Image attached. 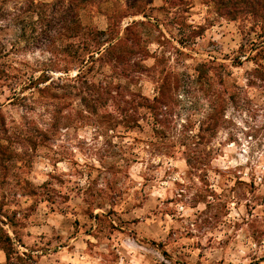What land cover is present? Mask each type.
I'll use <instances>...</instances> for the list:
<instances>
[{
    "label": "rangeland",
    "instance_id": "rangeland-1",
    "mask_svg": "<svg viewBox=\"0 0 264 264\" xmlns=\"http://www.w3.org/2000/svg\"><path fill=\"white\" fill-rule=\"evenodd\" d=\"M133 4L112 0L79 13L84 29L69 54L106 48L133 22L153 24L131 65L114 73L126 95L107 100L72 87L76 65L69 74L62 62L52 68L66 54L26 45L12 23L25 0L10 2L0 16V45L10 50L15 41L21 50L11 53L13 64L37 76L49 69L71 85L57 89L63 98L52 111L42 103L27 119L0 94L9 136L45 140L37 147L14 141L20 155L0 169V226L29 264H264L261 25L221 18L208 0H153L148 18L127 16ZM96 71V82L112 75L100 65ZM168 71L182 80L178 107L155 127L131 95L153 99ZM222 89L224 125L198 145L191 136L210 110V95ZM6 261L0 250V264Z\"/></svg>",
    "mask_w": 264,
    "mask_h": 264
},
{
    "label": "trees",
    "instance_id": "trees-1",
    "mask_svg": "<svg viewBox=\"0 0 264 264\" xmlns=\"http://www.w3.org/2000/svg\"><path fill=\"white\" fill-rule=\"evenodd\" d=\"M15 0H0V16H7L6 6ZM26 9L20 14H14L12 20L13 26H18V30L22 33V39L26 45L32 49H46L59 58V62L53 64L52 68L56 69L62 62L64 63V71L69 74L71 67L77 66L78 74L75 76L73 83H77L72 87L83 90V95L98 97L99 100L117 99V96H125L124 91L116 84L120 69L122 66L131 65V57L137 49L143 48L144 30L146 27H152L150 21L133 22L125 28L124 33H120L108 42L106 48L99 47L96 50L79 49L73 54L70 49L75 48L73 41L82 36L83 25L80 20V10L88 6L98 5L112 0H53L51 3H39L37 0H25ZM134 4L130 9L134 12L127 14L131 16L143 15L146 18L148 9L151 8L153 0H133ZM183 1V0H182ZM217 15L230 21L253 20L256 24L261 25L264 35V0H208ZM120 16L117 12L116 16ZM124 15V14H123ZM127 16H122L123 18ZM20 26V27H19ZM114 30H111V32ZM202 31L198 35H202ZM97 35H107L106 32H97ZM11 46L10 50L7 44L0 45V94L8 93L9 105L14 108L25 111L23 119H27V113L35 111L37 106L44 103L48 111L55 108L57 99L63 97L58 95L57 89L63 84L69 87L65 81L56 79L50 75L49 69H44L37 76L33 68L27 69L23 66L13 64L10 55L20 52L18 43L8 42ZM19 50V51H18ZM73 51V50H72ZM90 51V52H89ZM69 54V55H68ZM55 65V66H54ZM57 65V66H56ZM97 65L109 68L112 75L104 74V81L96 82L95 78L99 77L96 71ZM53 72V70H50ZM115 73V75H114ZM121 77V76H119ZM71 81V80H70ZM182 80L174 72L168 71L161 76L158 92L153 99L143 95H131L138 98L139 110H144L153 120L155 127L163 126L169 116L174 115L178 105L179 92L182 86ZM29 91V94H25ZM225 90L214 91L210 96V110L206 118L200 122L198 133L191 138L197 143L205 144L219 132L225 121V110L227 100L224 97ZM86 98L83 97V100ZM0 105V169L8 170L7 165L18 157L20 154L12 149L15 140L26 142H34V145L42 146L45 140L34 141L27 134H16L9 136V125L4 110ZM44 106V107H46ZM123 117V116H121ZM124 120V118H123ZM55 121L51 123L54 126ZM117 121V118L115 119ZM126 121V120H124ZM135 124L139 125V119L135 118ZM99 123V122H98ZM190 129L183 130L189 133ZM182 132V131H181ZM182 132V133H183ZM181 133V135H182ZM48 137V136H47ZM45 136L44 139L47 138ZM18 143V142H17ZM186 145L187 144H183ZM9 163V164H8ZM0 223H3L0 221ZM0 250L6 254V264H29L30 256L22 255L18 252L15 242L9 234L0 226Z\"/></svg>",
    "mask_w": 264,
    "mask_h": 264
}]
</instances>
